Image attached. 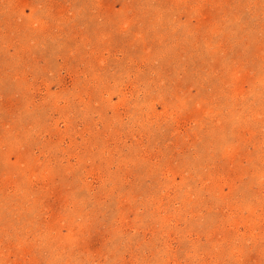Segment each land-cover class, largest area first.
<instances>
[{"label":"rangeland","instance_id":"1","mask_svg":"<svg viewBox=\"0 0 264 264\" xmlns=\"http://www.w3.org/2000/svg\"><path fill=\"white\" fill-rule=\"evenodd\" d=\"M0 264H264V0H0Z\"/></svg>","mask_w":264,"mask_h":264}]
</instances>
